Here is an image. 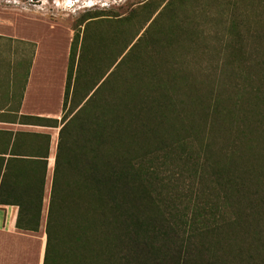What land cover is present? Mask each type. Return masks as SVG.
Here are the masks:
<instances>
[{
	"label": "trees",
	"instance_id": "trees-1",
	"mask_svg": "<svg viewBox=\"0 0 264 264\" xmlns=\"http://www.w3.org/2000/svg\"><path fill=\"white\" fill-rule=\"evenodd\" d=\"M199 1L83 16L61 119L16 115L59 129L44 264H264V0ZM5 141L0 206L39 233L51 136Z\"/></svg>",
	"mask_w": 264,
	"mask_h": 264
},
{
	"label": "crops",
	"instance_id": "crops-1",
	"mask_svg": "<svg viewBox=\"0 0 264 264\" xmlns=\"http://www.w3.org/2000/svg\"><path fill=\"white\" fill-rule=\"evenodd\" d=\"M2 8H0L1 10ZM4 10V9H2ZM0 19V38L15 40L12 30L15 24L7 19ZM5 30V31H4ZM18 40V39H17ZM23 49L33 46L34 53L32 61L15 62L9 61V54L14 53V47L6 49L0 59V153L5 148V140L8 133L17 131H29L35 133L49 134L51 128L22 126L14 123L15 117L32 116L48 119H61L63 110L64 90L67 77L68 64L57 70H50L48 86L42 85V71L37 63L36 53L38 40L35 38L18 40ZM71 44H68L67 54L69 62ZM6 55V57H5ZM41 96L43 98L41 99ZM58 130L59 129H54ZM59 135V132H58ZM53 149L50 145L48 180L51 175ZM46 186V191L48 188ZM18 207L0 206V264H44L46 255L45 227L39 233L19 231L16 227Z\"/></svg>",
	"mask_w": 264,
	"mask_h": 264
},
{
	"label": "rangeland",
	"instance_id": "rangeland-1",
	"mask_svg": "<svg viewBox=\"0 0 264 264\" xmlns=\"http://www.w3.org/2000/svg\"><path fill=\"white\" fill-rule=\"evenodd\" d=\"M151 1H168V0H15L13 5H8L4 1L0 2V19L6 21L12 20L15 28L12 30V35L15 40H5L0 38V59L4 56L2 53L14 47V53L9 54V61L28 62L32 61L34 46H28L23 49V45L18 40L35 38L38 40L36 59L42 71V85L48 86L50 78V70L63 68L68 64L67 48L71 44L74 36V29L81 18L85 15L94 12L105 11L110 13V16H125L134 10H137L141 5ZM55 2L60 4L57 6ZM202 7L212 13L210 0L199 1ZM192 6H197L196 2H192ZM138 20L142 21L143 16ZM208 19L202 18L201 23H208ZM206 22V23H204ZM223 29L208 25L206 32L211 37L222 35ZM5 31V30H4ZM83 31V27L81 29ZM18 39V40H17ZM6 57V55H5ZM43 96H41V99ZM60 117L62 115L60 114ZM52 135L51 148L53 149V157L55 158L58 143V130L52 129L49 131ZM51 165V175L47 186V199L45 203V211L43 218V226L45 227V220L47 215V206L49 200V193L51 190V181L53 178L54 159Z\"/></svg>",
	"mask_w": 264,
	"mask_h": 264
},
{
	"label": "built area",
	"instance_id": "built-area-1",
	"mask_svg": "<svg viewBox=\"0 0 264 264\" xmlns=\"http://www.w3.org/2000/svg\"><path fill=\"white\" fill-rule=\"evenodd\" d=\"M1 1H4V0H0V2ZM31 1L33 2L34 0H31ZM5 3L8 5H13L15 3V0H5ZM59 4H60L59 2H55V5L58 6Z\"/></svg>",
	"mask_w": 264,
	"mask_h": 264
}]
</instances>
